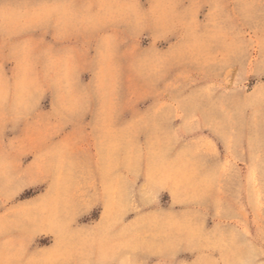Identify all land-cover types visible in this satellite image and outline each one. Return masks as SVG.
<instances>
[{
	"label": "rangeland",
	"instance_id": "rangeland-1",
	"mask_svg": "<svg viewBox=\"0 0 264 264\" xmlns=\"http://www.w3.org/2000/svg\"><path fill=\"white\" fill-rule=\"evenodd\" d=\"M0 264H264V0H0Z\"/></svg>",
	"mask_w": 264,
	"mask_h": 264
}]
</instances>
